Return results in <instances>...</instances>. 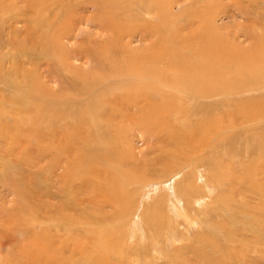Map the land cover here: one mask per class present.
I'll use <instances>...</instances> for the list:
<instances>
[{
    "label": "rangeland",
    "instance_id": "1",
    "mask_svg": "<svg viewBox=\"0 0 264 264\" xmlns=\"http://www.w3.org/2000/svg\"><path fill=\"white\" fill-rule=\"evenodd\" d=\"M88 1L53 0L49 8L52 11H45L44 15L48 21L53 19L54 24L44 27L49 33L45 36L41 28L33 25L31 13L27 18L20 17L17 11L26 9L28 0H0V241L4 242L0 264H24L25 254L34 252L39 241L61 248L69 264H264V173L255 175L258 169H264L260 152L264 151V104L257 119L252 114L256 111L248 104V100L254 99L253 109L259 107L257 103L264 98V90L190 100L177 92L168 94L167 89L161 98L166 107L158 111L161 126L154 125L149 130L129 122L124 124L121 118L107 124L102 123L103 118L98 125H92V112H106L107 106L102 102L86 103L88 97L73 89L63 75L74 81L71 85H77L76 81L83 85L82 77L62 70L64 58L57 57V64L46 54L49 51L53 58L54 54L60 56L54 38L57 23L63 24L65 19V6ZM152 1L150 17L155 9L163 14L161 35L168 42L163 44V53L173 50L177 36L184 37L195 28L209 31L214 21L222 26L219 31L229 38V46L234 45L231 51H238L241 62L249 66L241 69L238 62L214 63L219 70L215 75L219 85L223 87V77L233 80V84L247 83L254 75L250 71L257 67L259 76H264V0H158L160 4ZM59 2H63V7ZM173 4V12L179 14L175 18L168 11ZM107 6L124 9V3L117 0H108ZM74 9L78 18H85L74 25L76 32L69 39H60L63 45L96 51L111 46V55L113 46L122 47L123 41L113 38L116 31L111 35L109 19L113 11L103 7L107 14L96 17L94 24L93 16L90 17L95 12L92 5L86 13L78 7ZM123 11H117L119 16L124 17ZM141 16L130 18L133 27L146 23L145 16ZM53 17H59L57 22ZM102 20L108 24L101 27ZM127 22L119 21L122 26H128ZM119 23L113 21L114 25ZM26 26L34 28V32H27ZM133 42L134 47L143 45L139 40ZM29 53L38 54V61L32 62L39 63L42 71H53L41 74V69L34 66L37 70L29 76L33 86L42 82L37 85L46 84L52 92L45 99L56 103L50 112L52 122L39 127L44 112L40 106L39 110L34 108L32 102L29 106L39 112V120L33 126L9 128L12 107L18 110L30 97V84L22 86L23 74H16L20 66L26 69L25 75L32 68ZM117 56L122 60L130 58ZM68 60L81 73L92 66L90 59ZM198 61L202 67L205 60ZM192 84L199 88L197 82ZM97 90L92 91L96 95L102 93V89ZM44 96L45 86L33 98L37 102ZM248 112L251 116L243 114ZM134 114L138 118L139 114ZM63 118V123L55 122ZM10 141L15 145L11 146ZM109 170H113V176ZM180 171L182 174L177 173ZM181 176H185V181ZM166 178L172 185L179 184L183 203L175 209L187 208L190 219L175 213L167 188L154 185ZM140 180L148 181L150 186Z\"/></svg>",
    "mask_w": 264,
    "mask_h": 264
},
{
    "label": "bare ground",
    "instance_id": "2",
    "mask_svg": "<svg viewBox=\"0 0 264 264\" xmlns=\"http://www.w3.org/2000/svg\"><path fill=\"white\" fill-rule=\"evenodd\" d=\"M21 1H23V0H21ZM117 1L124 3V9L122 8V6L120 8H118V7L111 8V7L107 6L108 0H89L87 3L79 2L77 4H72V5L69 4L68 6L66 5L64 8L65 12H63L65 14L64 15L65 19L63 20V24L57 23L56 32H55L56 34H55V38H54L55 39L54 41L56 43L55 48L59 52L60 56L54 54V58H53L52 53L48 54L49 51L46 53L47 56L50 57V59L55 60L57 62V64H59V62H60V61H58V58L59 59L64 58L65 62L61 64L62 70L68 69L71 73L79 74L82 77V84L83 85H80V83H78L79 81L78 82L76 81L77 85H71L74 83V81L68 79L69 78L68 75L67 76L63 75V77L66 78V80L68 81L67 83H69L73 89H76L79 92H82L81 95L84 94L85 96L88 97L86 103L87 102L88 103L102 102L104 106H107L106 108H108L107 109L108 111L103 112V113L97 112L98 110H94V111L92 110L93 112L91 111L92 112V115H91L92 125H95V124L98 125L99 122L101 121L100 119H103V118H104L103 119L104 122H102V123H105V124L113 123V122H115V119L117 120L118 118H121L120 121H122L124 124H127V122H129V124H131L133 126H137V127L142 126L145 129H149V130L151 128H154V125L159 126L160 123L162 125L163 122H162V120L159 119L158 115L161 112V108L163 110L166 107V106H163V101L161 100V98L164 96L163 91L167 90V89H168L167 90L168 94H173L174 92H177L178 94L185 96L187 99H190V100H199V99H205V98L210 99L212 97H215L214 95L226 94V93L228 94L229 92H231V95H235V94L239 95V94H243V93H246L249 91H252V92L258 91L259 92L261 90L262 91L264 90V76H259V74L261 72L258 71L259 70L258 67L256 70L250 71L254 75H252L253 77H251V79H248V81H246L247 83H245L244 81H242V82L240 81V82L233 84L232 83V82H234L233 80H229L226 77L228 79V81H226V78L223 77L222 80H225V81H222L223 87L221 86V84L219 85L218 79H215V75L219 72V70L214 66V63L215 64H218V63L222 64L221 62L224 61L225 63L232 64L233 62H238V65L241 67V69L242 68L248 69L249 66L245 63L243 64L242 63L243 61L241 62V60H240L241 58H239V56L236 55V53L238 51L237 52L231 51L234 48L231 49L230 47H234V45L229 46V42H230L229 38L222 36V34L219 31L222 28V26L217 25L216 22L213 21L212 26H209V28H210L209 31L205 27H204L205 29H203V30L202 29L199 30V28L198 29L195 28V30L190 31L184 37L183 36H177L178 38H174L177 45L173 48V50L170 53L165 54V53H163L164 51L162 52V47H164L163 44L165 45L168 42L166 39L165 40L162 39L163 37L161 35L162 34L161 33L162 28L161 27H162L163 22H164L163 21V14H162V12H159V9H155V11L153 12V17L155 16L157 18L154 17V19H153V17L152 18L150 17V15H152L151 11H150V6L153 4V1L149 0L150 2L145 3V4L142 3L140 0H117ZM12 2H13V0H12ZM52 3H53V0H28V3H27L28 5H27L26 9L25 8L23 10L17 9V11H18L20 17H27L28 13L29 14L31 13L32 14L31 19L34 20L33 25L35 27L41 28L43 35L47 36L48 32L46 33V31L44 30V27H47L49 25L54 24V21H53V19L48 21V19L44 15V13H45V11L48 13L52 11V10H49L51 5H53ZM160 3L161 2H159V4ZM102 4H103V6H102ZM156 4H158V3H156ZM59 5H61L63 7L64 4H63V2H59ZM90 5H92L95 8V12L92 13V15H90V17L93 16L92 17L93 22L97 20V19H95L96 17L103 18L107 14V13L105 14V12L103 11V7L106 10L109 8L111 12L113 11V14L110 15L111 18L109 19L111 21V28H112L111 29V35L113 34V31H114V33L116 31V33H115L116 36L114 34L113 38L114 39L118 38L119 41H123L121 43L122 44L121 48H118V46H113V54H112L113 56L111 55L110 52H108V50L111 46L104 47L98 51H96L94 49H90V48L85 49L84 46L68 48L67 46L63 45V43L60 40L63 38L69 39L73 35V33L76 32L74 25L78 22L79 19L84 20V18H85L84 16L81 18H78L77 14L74 13V11H75L74 8L78 7L83 13H86L89 10ZM173 7H174V4H173V6L170 5V8H169L170 10H168V11H172V15L175 18V16L178 17L179 14L176 13V11L173 12V10H172ZM119 10L126 11V13L123 15L124 17L119 16V14L117 12ZM120 13L122 14V12H120ZM141 15H144L145 17L146 16L150 17V18L143 17L146 20V23H147L148 19L150 20V22H152L151 20H153V21L157 20L159 22L149 23V21H148V23H149L148 27H146V23H142V24H140V26H134L133 27L131 24L132 22L130 21V18H135V19L138 18L139 19ZM158 15H160L159 18H158ZM131 16H133V17H131ZM17 17H19V16H17ZM58 18L59 17L54 18V20L56 21ZM122 19H125L126 21H128L127 22L128 26H122L119 23V21L121 22ZM89 20L87 18V21H89ZM115 20L118 21V23H119L118 25H114L115 23L113 24V21H115ZM136 22H137V20H136ZM94 24H95V22H94ZM104 24H108L107 20L106 21L102 20L100 26L102 27V25H104ZM178 25H181V24H178ZM26 28H27L26 31L29 32L30 34L32 32H34V30H35L34 28H31L30 26H26ZM211 30H212V33H211ZM18 31H20V30H18ZM40 35H42V34L40 33ZM52 36H54V33L52 34ZM255 38L258 39L257 37H255ZM135 40L136 41L139 40L141 42V45L143 44L142 47L141 46L140 47H134L133 41H135ZM35 49H36V47H35ZM236 49L241 50V46H237ZM244 49H246V48H244ZM251 51H253V50L251 49V50H249V52H247L248 56L250 55ZM166 52H168V51H166ZM238 54H240V53L238 52ZM117 55H119V56L124 55L125 57H130V58L122 60ZM28 56L30 59H32L31 62L32 61H38V59H37L38 54L29 53ZM240 57H241V55H240ZM68 58H70V59H76V58L80 59L81 58V59H85V60L90 59L89 61H92L91 69L87 70L85 73H81L80 70H78V67L76 65H74L70 60H68ZM199 58L205 60V62H203L201 64L202 67L199 64L200 63V61H198ZM258 58L260 59L261 57H255L254 59L256 60ZM262 58H264V57H262ZM251 60H253V59L251 58ZM257 61H259V60H257ZM262 62H264V59H262ZM32 63H33V66L31 64L32 68L30 70H28V73H27L28 76L25 75L26 69L24 70V68L22 66H20L18 71H16L17 75H19V73L23 74L22 75V80H23L22 86L26 85V83L28 82L30 84L29 87H31V91H28L30 97L21 103L22 107H20L18 110H16L17 107H16V109L14 106L12 107L14 114H13V116H11L12 122H11V125H9V128H12V126H17L18 128H20L21 125L24 126L25 124L28 126L29 125L33 126L34 122H37L39 120V118L41 117V116L37 115V114H39V112L35 111V109H34V108L38 109L39 106H40L39 108H41V110L44 112V115L43 114L42 115L45 116L44 118L42 117L43 118L42 120H40L41 122L39 123L40 124L39 127H41V125H43L44 123L47 124V123L52 122V119L50 118L52 115L50 112H51V109L53 107H55L56 103L53 101H50L49 103L45 101V99L49 98V94L51 95L52 92L50 91L51 92L50 93L47 90V85L45 84L44 85L45 86V96H44V98H39L40 100H37V102H36L35 98H33V97L35 96L36 93H38L39 91H42L44 86L37 85V84H41L42 82L37 83V84L35 82L36 88H34L35 85L33 86V80L29 79V76L33 75L35 69L37 70V68H35L34 66H38L41 69V74L44 71H46L47 73H53V71L50 68H43L44 70L42 71V68L39 65V63H37V64L34 62H32ZM164 63L167 64L166 68L163 67ZM253 64H254V62H253ZM107 65L109 66V70H106ZM97 69H100L99 73H95V71ZM251 69H252V67H251ZM177 75H180L181 77L180 78L174 77ZM189 76H192L193 79L190 80ZM249 76H250V74H249ZM253 78H254V80H252ZM38 79H40V78H38ZM237 81H239V80H237ZM192 82L193 83L197 82L199 84V88H197V86L195 87L192 84ZM224 83H225V85H224ZM18 86H21L20 83L18 84ZM190 87H193V89L191 90ZM97 88H100V90L102 89V93H100L98 95L94 94L92 90L93 89L97 90ZM174 94H176V93H174ZM41 99H43V101H41ZM187 99H186V101H187ZM32 102H34V104H35L33 109H31V107L29 106L30 103H32ZM262 103L264 104V98L259 99V101L257 103V104H260L259 107H257L256 109H253L254 104H255L254 99L248 100V104L251 105L252 110L256 111V112L252 111V114H253V116H255L256 119L258 117H261V115H260L261 113H259V112L263 111V109H262L263 104ZM164 104H165V102H164ZM27 106L29 107V109L27 108ZM85 106H90V104H87ZM57 108H59V107H57ZM259 108H261L262 111H260ZM60 109H61V107H60ZM100 109H104V108H100ZM133 110H135V111H133ZM158 111H160V112H158ZM135 112H137L139 114V116L137 115L138 118L135 117L136 116L134 114ZM243 114L248 117L249 112L243 113ZM16 115H17V117H16ZM244 115L241 117L244 118ZM249 116H251V115H249ZM66 117H67V115H66ZM142 117H144V118H142ZM64 118L61 120H57L55 122L61 124L66 120ZM0 119H2V118H0ZM231 120H233V119H231ZM120 121H118V122L120 123ZM84 128H85V126H84ZM171 132L173 133V136L176 137V134L173 131H171ZM160 133H162V132H160ZM14 135H16V134L14 133ZM37 137L39 138L40 135H38ZM170 138H173V137H170ZM6 139H9V138L6 137ZM171 140L175 142L176 139L175 140L171 139ZM262 142L264 143V140ZM10 144H11V146H13V145H15V142L10 141ZM179 145L180 144H178L177 147ZM68 147H69V145H68ZM181 147H183V146H181ZM260 152H261L262 157L264 158V151L261 150ZM98 157H100V156H98ZM258 167H259V164H258ZM108 169H110V168H108ZM260 169H261L260 172H259V169L258 170L256 169L257 171H256L255 175H258L260 173H264V169L263 170H262V168H260ZM69 170H71V168H69ZM101 170H103V169H101ZM106 170H107V168H106ZM109 171H105L106 174L112 173L111 176H113V170H112V172L110 171V173H109ZM102 173H104V172H101V174ZM177 173H181V171L177 172ZM200 176H201V178L204 177L202 174ZM243 178H245V177H243ZM203 179L206 180L205 178H203ZM245 179H247V178H245ZM250 179H252V178H250ZM181 180L185 181V176H183ZM263 180H264V178H263ZM139 182L148 186V187L150 186L148 181L140 180ZM172 183H173V185L171 183H169V179L166 178V179H162V180L157 181L156 184H154V185H156V186L161 185L162 188L165 187L168 189L167 191H168L169 202L171 203L170 205H172L173 209H175L178 207V205L182 204L183 202L181 201L182 198L180 199V192H179L180 190L178 187L179 184H174L175 182H172ZM177 183H180V182L178 181ZM170 185H172V187ZM255 186H256V184H255ZM161 187H159V188H161ZM181 189H182V187H181ZM207 189H208V186H207ZM160 192H162V191H160ZM162 193L164 194V192H162ZM165 193H166V191H165ZM147 196H149V195H147ZM66 204L67 203H64V205H66ZM178 209H179L178 211L175 209L177 211V212H175L176 214L185 215L186 217L188 216L187 211H186L187 208L185 209L183 207V208H178ZM188 218H189V216H188ZM3 246H4V242L0 241V249H2ZM35 249L36 250L34 252H30V253L25 254L26 259L24 260V264H55V262H58L60 264H69L70 263V261L67 260V258L65 257L64 252L60 251L61 248H59L60 249L59 250L56 247H53V245L51 243H46L45 241L42 243L39 241V242H37V246L35 247ZM73 250H75V249H73ZM58 256H60V257H58ZM17 263L18 262L15 261L14 264H17ZM73 264H75V263H73Z\"/></svg>",
    "mask_w": 264,
    "mask_h": 264
}]
</instances>
